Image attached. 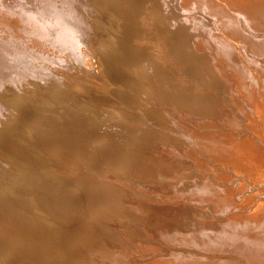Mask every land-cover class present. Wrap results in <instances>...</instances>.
Segmentation results:
<instances>
[{
	"label": "bare ground",
	"instance_id": "bare-ground-1",
	"mask_svg": "<svg viewBox=\"0 0 264 264\" xmlns=\"http://www.w3.org/2000/svg\"><path fill=\"white\" fill-rule=\"evenodd\" d=\"M144 8L149 9V13L153 12L158 22L168 28L171 45L200 79L193 81L174 76L156 52L150 54L151 64L145 69L141 67L137 55L146 47L141 43L128 45L122 41L126 38L133 41L142 38ZM114 19L122 20V31L121 27L116 26L123 33V37L119 35L122 41L111 37L117 42L112 44V39L109 47L101 48L102 51L99 47L100 53L96 52L97 57L98 54L102 55L100 59L105 70L102 72L109 75L108 80H111H101L103 74L102 78L100 74V78L95 74L98 65L96 57V67L90 61L94 70H91L94 67L88 68L90 63L85 59L87 70L84 66L82 70L88 71L84 73L88 74V78L84 81L98 91H92V96L82 94L85 92L84 83L83 89H79L82 92L76 88L78 92L73 93L76 96L72 94L75 97L72 98L81 107L82 99L89 100L90 109L86 111L88 120L94 117L101 122L99 116L100 120L95 115L103 111L104 114H101L106 116L100 117L113 121L125 133V137L120 134V138H123L115 143L116 148H121L118 156L116 154L117 159L107 150L105 156H111L109 159L112 164H106L107 159L105 164L110 168L111 165L116 166L123 173L131 172V177L138 174V181L142 177L147 183L140 182L135 187L132 180L127 179L130 176H117L113 171L115 167L112 170L113 182H94L89 179L90 173L86 175L87 172L81 176L67 175L68 181L64 179L65 182L60 178L63 183H71L70 186L64 184L67 190L62 189L65 191L58 193L60 197L58 194L55 196L61 198L60 202H53L54 199L51 208L45 205L47 213L43 210L49 217L53 215L51 218L54 217L56 222L52 218L54 222L50 223L48 220L51 218L47 220L45 214V219L39 215L37 230L33 225L37 219L34 221L33 218V224L30 222L32 217L22 219L19 223L17 214H14L19 220H16L19 223L16 225L14 215L13 218L7 217L8 212L0 210V254L1 248L5 251L4 248H7L9 259L11 254L16 262L22 264H264V0H0V82L7 83L9 89L13 87V93L9 96L11 91L3 89L5 85L1 86L0 112L6 100L16 105L18 113H22L19 115L20 121L33 128L31 132L27 130L29 134H25V148L19 144L22 151H14L4 142L0 143V151L9 158L10 155L14 157L16 164H29L25 166L30 172L25 171V166L23 169L18 166L22 182H19L20 190L15 191L19 194L28 193L25 200L33 209L38 205V199L30 195L29 191L40 179L44 183L45 176H50L40 175L41 172L37 173L40 176L36 175L34 168L38 169L40 163L34 161L36 156L34 159L22 158L23 155L33 156L27 140L33 143L35 139L38 142L37 136L47 142L50 140L48 136L52 129L46 127L47 130H43L42 124H39L42 114L38 116L36 111H32L33 107L36 108L34 110L39 105L52 109L53 113H49L58 116L62 125H67L69 135L77 137L86 134H80L86 128L75 131L71 127V111L64 103L66 97H63L64 78L60 77L62 74L56 67L64 61V52L75 60L86 54H83L86 52L84 50H88L87 46L89 48L88 44L91 43L89 39L92 38L89 34L93 33L88 34L86 26L96 27L97 30L105 26L104 30L108 27L109 32L110 29L116 30L112 28ZM16 32L20 35L16 36ZM101 33L107 34L103 30ZM24 34L27 35V42L24 40L26 37L23 38ZM87 39L90 43H87ZM87 55L89 57L90 53L87 52ZM82 60L78 68L84 65L82 63L79 67ZM69 62L67 64H73ZM77 63L74 66L77 67ZM75 71L80 73V69ZM76 72H66L69 76L64 74L66 79H71L74 88L79 83ZM25 77L31 79L26 80ZM34 78L45 81L42 82L44 86H38V82L36 85ZM24 80L29 85L33 83L29 91L15 88ZM188 81L192 82L190 91L186 89ZM116 82L119 84L116 85ZM110 83L114 85L104 87ZM20 102H24L29 110L18 104ZM5 115H2L4 119ZM49 118L45 120L50 124ZM220 120H224L225 124L222 125V121V126L217 124ZM0 131L5 135L10 134V130L1 127ZM4 134L0 133L2 137ZM68 134L65 133L64 137ZM64 137H56L58 143H54L63 153L62 156L66 157L63 159L75 162L77 157L83 155L81 159L85 156L83 160L89 159L86 163H96L93 162L95 157L90 158L93 150L89 152L80 143L74 144ZM12 139L9 138L14 143ZM15 144H18L17 140ZM110 144L109 148L112 147ZM167 148L172 149V153L175 151L174 160L169 159L168 154L166 157L163 154V158L169 161L162 160L160 152ZM98 164L104 165L99 161ZM183 166L185 169L182 170ZM147 173L159 174L160 177L142 176ZM163 175L168 179L162 178ZM47 181L52 185L50 180ZM54 185L57 187L58 184ZM7 199H4L5 207L9 204L17 206L19 200L13 204L12 197L13 201ZM18 203L20 208L21 201ZM23 209L32 216L28 208H22V212ZM77 210L81 211L84 219H79L77 225L70 229L67 221ZM17 252L20 254L14 257ZM33 252L40 256L32 262L30 256L29 262L25 256L31 253L33 257ZM41 259H44L42 263ZM8 262L0 257V264Z\"/></svg>",
	"mask_w": 264,
	"mask_h": 264
},
{
	"label": "rangeland",
	"instance_id": "rangeland-1",
	"mask_svg": "<svg viewBox=\"0 0 264 264\" xmlns=\"http://www.w3.org/2000/svg\"><path fill=\"white\" fill-rule=\"evenodd\" d=\"M146 10V11H145ZM147 11H148V13H147ZM142 19H144L143 21H144V23H143V25H144V30H143V32H144V34L142 35V38H140V40L139 39H136L135 41H133V40H129L128 38H126V40H124V41H122V40H120V39H122V35L121 34H123V33H121V31H122V27H123V25H122V20L121 19H118L117 21L115 20H113L114 22H113V24H114V26L112 27V28H116V30L118 29V28H120V32L117 30H113V29H110L109 30V32L107 31L108 30V27L104 30V27L105 26H103L101 29L104 31V32H107V34L109 35V39H107L108 38V36H107V34L106 33H101L102 32V30L100 29V28H98V30H97V28L96 27H92V26H86L87 27V29H88V27H89V29L91 28L92 30H90L89 31V29L87 30L85 27V30H86V32L89 34V33H92V34H89L92 38H90V36H88V39H89V41H91V43L88 41V39H87V43H90V44H88L89 45V48H88V46H87V49L88 50H84V51H86V52H84L83 54H85V55H82V58H81V56H79V58L78 57H76V60H75V58H71L70 57V55H68L66 52H64L63 54H64V61L62 60L60 63H59V65H57V67H56V69L62 74V76L64 75V74H66L67 76H69L66 72H68L69 74H71V73H73V72H76L75 70H79L80 69V73H78L79 71H77L76 73H78L77 74V76L79 77L78 78V81H79V83H77V85H76V87L74 88V86L75 85H72V83H71V79H66L67 78V76L66 75H64L63 77L62 76H60L61 78H64L63 79V94H64V98L65 99H67V100H65V104L68 106V108H70V114H71V117L72 118H70L69 117V119L71 120V122L73 123V126H71L72 128H73V130H82L83 128H86V129H83L82 131H81V133L80 134H82L83 132H85L86 134H82L84 137H82V135H78L77 137H74V136H71V135H69L67 132L69 131L67 128V125L66 124H64V125H66L65 126V128H64V125H62L63 124V122L61 121V119H58L59 117L58 116H55L54 117V115L52 116V114H50V113H53L52 112V109H49L47 106H45V107H42V109H41V107H40V105H39V108H38V105H36L37 106V110H34V109H36V108H32V111H36L35 113L38 115V116H40L41 114L43 115V113H44V115L42 116H40V118L42 119V120H40L39 121V124L41 125L42 124V126H43V130H49L50 128L52 129H50L51 131H50V133H49V136L48 137H50V140H49V142H47V140L45 139V140H42V139H40L38 136H37V140H40V141H36L35 139V141L33 140V143L31 142L32 140H27V143L30 145V148H32L31 149V152H32V157L30 156V155H23L22 156V158H28V159H34L35 158V156H36V158L34 159V161H36V162H40L38 165H37V168L38 169H40V170H38V169H36V168H34L35 169V173H36V175H38L40 172V175L41 174H48V175H50V176H48V177H46L45 176V179H44V177H42L43 179H44V183H46L45 185H43L44 183H42L43 181H41V179L39 180L40 182L35 186V187H33L30 191H29V194L30 195H34V198H35V196H36V198L35 199H38V205L35 207L36 209H39L40 211H41V213L42 214H40L39 212V210L38 211H33V209H35V208H33L32 209V207L30 206V204L29 203H27L26 202V200L25 199H27V197L26 196H28V193H26V194H19V192H16V191H19L20 190V187H19V182H22V179H20V178H22V175H21V169H23L24 168V166L25 165H29V164H27V163H23L24 164V166H22V164L20 165H18V164H16L17 162H16V160L14 159V157H12L11 155H10V158H11V160H12V162H11V160H10V158L9 157H7L2 151H0V182L2 181V182H4V183H0V189H2V190H0V198H1V200L4 202V199L6 200L7 198H10V200L11 201H13V199H14V201H13V204H16L17 203V206H15V205H8V200L9 199H7V205H8V207H5V202L4 203H2V201L0 200V204H1V208L2 209H0L1 211L3 210V212L5 213V210H6V212H8V213H6V216L7 217H12L14 214L16 215L17 214V219H19V220H17L16 218H15V215L12 217L13 219H14V223L16 224V225H18L20 222H21V220L23 219V220H25V219H27V218H31L32 217V219L30 220V222L33 224L34 223V221H35V219H37L36 220V223L35 224H33L34 225V228H36L37 230H38V223H39V221H38V218H37V216H41V215H43V218L45 219V217H46V219L48 220V218H51V216H53V215H51L50 214V217H49V215H47V214H45V212L47 213V211H45L47 208V206H48V208H51V202L53 201V202H57V201H59L60 202V199L61 198H59L60 197V195L58 194L60 191H65V190H67L66 188H64V187H67V185L69 184V186H70V184L71 183H68L67 184V182L66 183H63L62 181H64V179H65V181H68V179L66 180V177L65 176H67V175H70V177L72 176H74V175H79V176H81L83 173L85 174L86 172H87V174L86 175H89L88 173H90V177H89V179H93L94 180V182L95 181H111V182H113V177H112V170H113V168L115 167V169L113 170L115 173H116V175L117 174H119V175H127L125 178H127L128 176H130V177H128L127 179H128V181H131V183L133 184V186H135V187H138V183H140V182H142V183H140V184H145V182L146 181H144L143 179H142V177L139 179V181H138V179L137 178H139V175L137 174L136 176H135V174L133 175V173H132V175L133 176H135L136 178L134 179V177L132 176L131 177V172H130V174L129 173H127V172H124L123 173V171L121 170H119V168H118V170H117V167L116 166H113V165H111V168L108 166V165H106V164H112L111 163V161H110V159H111V156H105V153H106V151L108 150H110V152L112 153V157L113 158H115V159H117V156H118V152L120 151V146L118 147L119 148V150H118V148H116V145L117 144H115L116 143V141H119V140H121L123 137H125V135L123 136V134H125V133H123L122 132V130L117 126V125H115V123L113 122V121H107V119H102V117H100V115L101 116H103L102 114H104V113H100V112H98L97 113V115H95V116H97V118H98V116H99V118L101 119H99L101 122H99L96 118H94L93 117V119H96L95 121L93 120V119H91L90 120V118H89V120H88V113L86 112L87 110H89L90 108V106H88L89 104H88V101L89 100H85V99H82L83 101H81V103H80V105H82L83 107H81V106H79L77 103V101L75 100V99H73V98H75V97H73V96H76V95H74V94H76V91H77V89L76 88H78V91H79V89L81 90V89H85V90H83V91H85V92H82V91H79V92H82V94H90V96H92V94H94V92L92 93V91H98L97 89H94L93 87H92V85H90V83L89 82H87L86 80L84 81V79H87L88 78V76H86V75H88V74H84V73H87V72H85L86 70H87V66L84 64L85 62H84V60L85 59H88V62L90 63L89 64V66H88V68L90 69V67L91 68H93L96 64H98V65H96L97 66V69H95V67L93 68V69H91V70H94L95 71V74H103V78H102V75H101V80H108V77H110L109 75H107L106 76V73L105 72H102V71H105L104 70V68H103V64H102V62H101V57H102V55L101 54H98L99 55V57H97V53H100V51L99 50H103V49H101V48H103V47H109V44H111V42H112V39H114L115 37V39H117L118 41H122V42H124V43H126V44H128V45H131V44H134V43H136V44H140V45H142V46H144V47H146V48H144V51L142 52V53H140L139 55H137L138 56V59H139V63H140V65H141V67L142 68H147V66L148 65H150L151 64V58H150V54H154L155 52H156V54H157V56L160 58V59H164L163 60V62H164V64L166 65V66H168V67H170V70H171V73L174 75V76H178V77H181V78H183V77H186V78H188L189 80H198V79H200L198 76L199 75H197L196 73H194L193 71H192V69L190 68V64L187 62V61H184L183 59V57L180 55V54H178L175 50H177L175 47H173L171 44H172V40H171V36H170V33H169V30H168V28H166L163 24H161V23H159L158 22V20H157V17L154 15V13L153 12H151L150 11V13H149V9H146V8H144V10H142ZM95 22V21H94ZM115 23H116V25H115ZM118 23V24H117ZM120 24V25H119ZM118 28H117V27ZM1 28H2V26H0ZM79 28V27H78ZM95 29H96V31H95ZM101 31H100V30ZM112 31V32H111ZM114 31H116V32H114ZM96 32H98V34H95ZM100 32V33H99ZM17 33V32H16ZM15 33V35L17 36V35H20V33L18 34H16ZM111 33V34H110ZM113 33H115V34H113ZM119 33V34H118ZM5 35H6V33H4ZM105 34V35H104ZM117 34V35H116ZM9 35H11V34H9ZM8 34H7V36H9ZM13 35H14V33H13ZM95 35H98V36H96V38H95ZM111 35H113V36H111ZM119 35H121V36H119ZM103 36V37H102ZM105 36H107V37H105ZM115 36V37H114ZM24 37H26V39L24 38ZM111 37H114V38H111ZM119 37V38H118ZM10 38V37H9ZM23 38H24V40L27 42V35H25L24 34V36H23ZM96 40H95V39ZM103 38V39H102ZM110 39H111V41H110ZM115 39L113 40V42H112V44H114V42H117V41H115ZM129 42H128V41ZM138 40L139 41H141V42H138ZM171 40V41H170ZM24 41V42H25ZM92 41H93V44H92ZM94 41H96V42H94ZM107 41V42H106ZM131 41H133V43L131 42ZM145 41V42H144ZM102 42H104V43H102ZM145 44H143V43ZM94 43H95V45H94ZM131 43V44H130ZM104 44H105V46H104ZM90 46L92 47V49H90ZM100 47V48H99ZM97 48V49H96ZM98 48H99V50H98ZM89 50H91V52L89 51ZM94 52H93V51ZM98 50V51H97ZM87 52H88V54L90 53V55L91 56H93L92 58H91V56L89 55V57H88V55H87ZM97 52V53H96ZM93 53L95 54V55H93ZM81 55V54H80ZM87 55V56H86ZM101 55V56H100ZM67 57V58H66ZM73 57V56H72ZM97 58L98 60H94V58ZM166 59H165V58ZM70 58V59H69ZM70 61V60H72V61H68V60ZM82 60V62H80V65H79V67L82 65V63L84 64V65H82V67L81 68H78V64H79V61H81ZM90 59H92V60H90ZM99 59H100V61H99ZM66 60V61H65ZM73 60H75V61H73ZM69 63H73V64H67L68 62ZM90 61H93V64H94V66L92 67V65L93 64H91L92 62H90ZM94 61L95 62H97L96 64L94 63ZM65 62V64L67 65H65V67L62 65L63 63ZM78 62V63H77ZM99 62V63H98ZM77 63V67L76 66H74L75 64ZM61 65V66H60ZM68 65L70 66V68L72 69V70H69L70 68L68 67ZM83 66L85 67L84 69H86L85 71H83L84 69H83ZM60 67H62V68H60ZM66 67H68L67 69H66ZM74 69H73V68ZM76 67V68H75ZM101 69H100V68ZM58 68H60V70L58 69ZM63 71H62V70ZM83 69V70H82ZM65 70V71H64ZM96 70H97V73H96ZM99 70H101L100 72H99ZM58 72V73H59ZM63 72V73H62ZM83 72V73H82ZM93 73V72H92ZM100 75H98L99 76V78H100ZM66 76V77H65ZM97 76V77H98ZM57 77V76H56ZM85 77V78H84ZM27 78H29V77H25L24 79H26L27 80ZM29 79H31V78H29ZM35 79V81H33L35 84L38 82V86H44V83H45V81H43L41 78H34ZM81 79V80H80ZM184 79V78H183ZM26 80H24V81H22V84L20 83V84H18L15 88L17 89V88H20V89H23V88H25L24 90H26V91H29L28 89H31L33 86H32V84H27L26 83ZM59 80H61V79H59ZM100 80V81H101ZM111 79H109L108 81H110ZM1 81V80H0ZM65 81V82H64ZM84 81V82H83ZM40 82V83H39ZM42 82H44V83H42ZM69 82V84L67 85V83ZM80 82H81V84H80ZM102 82V81H101ZM111 82H113V81H111ZM4 83V82H3ZM66 83V84H65ZM84 83H86V85H84L83 86V84ZM88 83V84H87ZM190 83L192 84V82H190V81H188V83H187V86H188V88H186L187 90H189L190 91ZM0 88H1V86L2 85H5V86H3L2 88L3 89H6L7 88V83H5V84H2L1 82H0ZM79 84L81 85V87L79 86ZM109 84V83H108ZM108 84H105V86L104 87H111V86H113L114 85V83H112L113 85H111V83H110V85H108ZM116 85L117 84H119L118 82H116L115 83ZM37 85V84H36ZM71 85V86H70ZM89 85V86H88ZM10 86V85H9ZM8 86V87H9ZM26 86V87H25ZM65 86V87H64ZM70 86V87H69ZM73 86V87H72ZM82 86H83V88H82ZM86 86H88V87H86ZM92 87V89L89 91V89ZM80 87V88H79ZM2 88H1V90H0V92H2L3 90H2ZM43 88V87H42ZM66 88H68V89H66ZM71 88H73V89H71ZM88 88V89H87ZM7 90L8 91H11V93L9 94V96H11L12 95V93H13V87H11L10 89L9 88H7ZM69 90V91H68ZM74 90V91H73ZM89 92V93H86L87 91ZM65 91V92H64ZM67 91H68V93H67ZM77 91V92H78ZM223 91V90H222ZM91 92V93H90ZM74 93V94H73ZM26 94L27 95H29L30 94V92H26ZM66 94V95H65ZM72 94H73V96H72ZM70 95V96H69ZM85 95V96H86ZM8 96V97H9ZM71 97V98H70ZM73 97V98H72ZM7 98V97H6ZM69 99H70V102H69ZM75 100V102L74 101H72V100ZM91 99H94V98H91ZM90 99V100H91ZM6 101V100H5ZM3 102V109H4V107L6 108V109H4L5 111L3 112V109H2V111L1 112H3V114H1L0 115V127L1 128H3V129H7V130H10L9 132H10V134L9 133H7L6 135L4 134V132L3 131H0V133H1V135L2 134H4L5 136L4 137H2L1 135H0V137L1 138H3V139H1L0 138V143H5V145L7 146V147H10L12 150H14V151H22L23 150V148H20L19 146V144H22L23 145V147L25 148V142H24V140L26 139L25 138V136L27 135V134H29V132H31V130H33V128L32 127H30V126H28L27 124H26V122L24 123V122H22V121H20V119H19V115L21 116L22 115V113L20 114V112L18 113V110L15 108V106L16 105H13V104H11L10 102ZM66 101L68 102V103H66ZM85 102V103H84ZM10 103V104H9ZM69 103H71V104H69ZM87 103V104H86ZM5 104H6V106H5ZM18 104H20V105H22L23 107H28V106H26V105H24V102H20V103H18ZM74 104H76V105H74ZM86 104V105H85ZM12 105V106H11ZM70 105H72V106H70ZM88 106V108H86L85 106ZM14 106V107H13ZM9 107H12V108H9ZM73 107V108H72ZM14 108V109H13ZM44 108H46V109H44ZM83 108V109H82ZM86 108V109H85ZM10 109V110H9ZM29 110V107L28 108H26L25 110L26 111H28ZM44 109V111L46 112H44V111H42ZM49 109V110H48ZM74 109V110H73ZM12 110V111H11ZM16 111V113L18 114V115H16V113H15V111ZM39 110H41V111H39ZM47 110H48V113H47ZM30 111H31V107H30ZM29 111V112H30ZM49 111H51L50 113H49ZM0 112V113H1ZM12 112V113H11ZM40 112H42V113H40ZM78 112V113H77ZM85 112V113H84ZM10 113V114H9ZM72 113H73V115H72ZM6 114V115H5ZM13 114V115H12ZM47 114H50L48 117H50L49 118V122H51L50 124L45 120V118H48L47 117ZM81 114V115H80ZM2 115H3V117H4V115H5V119H6V121H5V119L2 117ZM9 115H11L12 117L13 116H15V119H14V117H13V119H11L12 117H10ZM7 116V117H6ZM16 116H17V118H16ZM23 116H24V114H23ZM46 116V117H45ZM54 118H52V117ZM84 116V117H83ZM106 116V115H105ZM105 116H103V117H105ZM2 117V118H1ZM26 117V116H25ZM24 117V118H25ZM44 119H43V118ZM86 117V118H85ZM57 118V121L55 120ZM84 118H85V120H84ZM19 119V120H18ZM52 119V120H51ZM1 120H2V122H1ZM43 120L45 121V122H43ZM73 120V121H72ZM79 120V121H78ZM82 120V121H81ZM87 120H88V124L89 125H87L86 123H87ZM10 121H12V122H10ZM14 121H16V122H14ZM18 121V122H17ZM20 121V122H19ZM60 121H61V123H60ZM78 121V122H77ZM81 121V122H80ZM85 121V122H84ZM223 122V124H222V122ZM90 122H91V124H90ZM111 122V123H110ZM2 123V124H1ZM53 123V124H52ZM58 123H60L59 125H57ZM83 123H85V125H82ZM49 124V125H48ZM52 124V125H51ZM57 125L56 127H55V125ZM76 124V125H75ZM217 124H219V125H224L225 123H224V120H220ZM2 125V126H1ZM12 125V126H11ZM75 125V126H74ZM81 126L82 125V127H78V126ZM221 125V126H222ZM51 126V127H50ZM88 126V127H87ZM91 126V127H90ZM109 126V127H108ZM114 128H113V127ZM14 127V128H13ZM45 127V128H44ZM46 127H47V129H46ZM78 127V128H77ZM105 127V128H104ZM116 127V128H115ZM30 128H32V129H30ZM80 128H82V129H80ZM110 128V129H109ZM119 128V129H118ZM19 129V130H18ZM103 129V130H102ZM112 129L114 130V131H112ZM119 130V131H117V130ZM29 132H28V131ZM60 130V131H59ZM67 130V131H66ZM92 130H94V131H92ZM111 130V131H110ZM53 131L54 132H56V134L55 133H53ZM88 131V132H87ZM91 131V132H90ZM107 131H109V133L107 132ZM103 132V133H102ZM110 132L112 133V134H110ZM115 134H114V133ZM18 133H20V134H18ZM68 134V136L67 135H65L66 137H64V134ZM106 133V134H105ZM119 135H117V134ZM9 134V135H8ZM26 134V135H25ZM58 134V135H57ZM108 134V135H107ZM120 134H122L121 136H123L122 138H120L121 136H120ZM11 135V136H10ZM15 135V136H14ZM104 135V136H103ZM112 135V136H111ZM10 136V137H9ZM18 136V137H17ZM59 139V138H68V139H66V140H69L70 142H72V143H74V144H78V143H80L81 145H83V147H85L86 149H87V151H91V150H93V152L94 153H97V154H92V151H91V153H90V158H92V159H94L93 157H95L96 159H94L93 160V162H96L95 164L93 163V162H91V164L93 163V165H90V164H88V163H86L87 161L86 160H89V159H85V160H83L84 158H86V156L83 158V159H81L82 157H83V155H82V157L81 156H79V157H77V158H79V159H77L76 158V160L77 161H79V162H77L76 160H75V162H73V161H67V160H65L66 159V157L63 155L62 156V152L59 150V149H57L55 146H54V143H55V141L58 143V139L56 138V137ZM59 136V137H58ZM63 136V137H62ZM70 136V137H69ZM109 136V137H108ZM114 136V137H113ZM118 138H117V137ZM10 138V140H13L12 138H14V143L12 142V141H10L9 140V138ZM12 137V138H11ZM74 137V139H72ZM79 137L81 138V139H79ZM113 137V138H112ZM20 138H22V139H20ZM24 138V139H23ZM71 138V139H70ZM108 138V139H107ZM111 138V139H110ZM65 139H63V140H65ZM78 139V140H77ZM95 139V140H94ZM118 139V140H117ZM2 140V141H1ZM4 140V141H3ZM7 140H8V142H7ZM16 140H17V143L18 144H15L16 143ZM42 140V141H41ZM74 140H76V141H73ZM81 142H80V141ZM110 140V141H109ZM19 141H20V143H19ZM26 141V140H25ZM45 141V142H44ZM112 141V142H111ZM24 142V143H23ZM31 142V143H30ZM34 142H35V144H36V146H35V144H34ZM105 144H104V143ZM3 143V144H4ZM52 143V144H51ZM106 143H108V144H106ZM111 143V144H110ZM13 144V145H12ZM48 144H49V146H48ZM109 144H110V146H112V147H110L109 148ZM9 145V146H8ZM14 145H15V147H14ZM16 146L18 147V148H16ZM32 146V147H31ZM53 146V147H52ZM91 146H93V147H91ZM91 147V148H90ZM104 147H106V149L104 148ZM115 147V149L113 150L112 148H114ZM20 148V149H19ZM96 149V152H95V149ZM101 148V149H100ZM41 151H40V150ZM54 149V150H53ZM90 149V150H89ZM105 149V150H104ZM116 149H117V151H116ZM33 150V151H32ZM51 150V151H50ZM112 150H113V152H112ZM166 150H169V151H167V153H166ZM60 151V152H59ZM104 151V152H103ZM116 153H115V152ZM171 151V152H170ZM55 152V153H54ZM88 152V153H89ZM34 153V154H33ZM115 153V154H114ZM175 153V151L173 150V153H172V149H170V148H167V149H162V151L160 152V154H164L165 155V157H166V154H168L167 155V157L169 158V159H171V160H174L175 158H176V153ZM7 154V153H6ZM45 156H44V155ZM116 154H117V156H116ZM159 154V155H160ZM92 155H96L97 157H98V155H99V157L97 158L96 156H92ZM103 155V156H102ZM162 155H160L161 156V158H162V160L163 161H169V159H167V158H163L164 157V155L162 156ZM171 156V158H170V156ZM173 155V156H172ZM57 156V157H56ZM89 156V155H88ZM105 156V157H104ZM114 156H116V157H114ZM63 157H65V159H63ZM109 157H110V159H109ZM174 157V158H173ZM45 158V159H44ZM102 159V160H101ZM104 159V160H103ZM107 159V160H106ZM108 159H109V161H108ZM167 159V160H166ZM39 160V161H38ZM46 160V161H45ZM96 160V161H95ZM107 161V163H106V161ZM178 161H179V159H177ZM176 160V161H177ZM82 161V162H81ZM98 161H99V163L101 164H104V165H99L98 164ZM66 162V163H65ZM72 162V163H71ZM104 162V163H103ZM51 163H53V164H51ZM106 163V164H105ZM16 164V165H15ZM70 164H72V165H70ZM39 165H43V166H39ZM63 165V166H62ZM95 165H97L96 167H95ZM99 165V166H98ZM21 167V169L19 168V167ZM69 166V167H68ZM108 166V167H107ZM113 166V167H112ZM81 167V168H80ZM181 167H182V165H181ZM102 168V169H101ZM187 168V167H186ZM18 169V170H17ZM20 169V170H19ZM25 169H27V170H25V171H28V172H30V169L27 167L26 168V166H25ZM33 169V168H32ZM33 169V170H34ZM63 169H66V170H63ZM68 169V170H67ZM104 169V170H103ZM108 169V170H107ZM183 169H185L184 168V166H183V168H182V170ZM102 170V171H101ZM116 170V171H115ZM205 170V169H204ZM20 171V172H19ZM50 171H52V172H50ZM55 171V173H53ZM68 171V172H67ZM91 171V172H90ZM99 171H101L102 173H100ZM110 171V172H109ZM19 174H18V173ZM43 172V173H42ZM46 172V173H45ZM72 172V173H71ZM117 172H121V173H117ZM31 173H33L32 172V170H31ZM38 173V174H37ZM50 173V174H49ZM52 173V174H51ZM60 173V174H59ZM67 173V174H66ZM69 173V174H68ZM115 173H113V174H115ZM18 174V175H17ZM95 175V176H93V175ZM40 175H38V176H40ZM59 175V176H58ZM140 175H142V174H140ZM151 175V174H150ZM150 175H148V173L145 175H142V176H145V178H147V177H149ZM153 175H156V174H152L151 176H153ZM104 176V177H103ZM105 176H107L106 178H105ZM115 176V175H114ZM118 176V175H117ZM165 175H163V177L162 178H166V179H168V177L167 176H165ZM20 177V178H19ZM62 177H64V178H62ZM157 178V177H160L159 176V174L158 175H156V176H153V178ZM15 178V179H14ZM62 179V181H61V179ZM103 178H105V179H103ZM109 178H111V179H109ZM132 178V179H131ZM144 178V177H143ZM150 178V177H149ZM152 178V177H151ZM42 179V180H43ZM47 179L48 180H50L51 182H52V185L50 184V183H47L48 181H47ZM52 179V180H51ZM97 179H99V180H97ZM101 179H103V180H101ZM133 179H134V181H135V183H133ZM136 179H137V181H136ZM158 179V178H157ZM10 180V181H9ZM19 180V181H18ZM141 180V181H140ZM17 181V182H16ZM49 181V182H50ZM56 182L58 185H57V187H56V185H54V184H56V183H54L53 184V182ZM64 181V182H65ZM144 181V182H143ZM8 182H9V185H8ZM61 182V183H60ZM137 182V183H136ZM7 183V184H6ZM16 185H15V184ZM147 183V182H146ZM5 184H6V186H5ZM18 184V185H17ZM49 185V186H46V185ZM62 186H61V185ZM64 184H67L66 186L64 185ZM139 184V187L141 186ZM12 185V186H11ZM13 185H14V187H13ZM51 185V186H50ZM5 186V187H4ZM16 187V188H15ZM46 187V188H45ZM61 187H63V188H61ZM10 188H12V189H10ZM15 188V189H14ZM43 188V189H42ZM60 188V189H59ZM34 189V190H33ZM62 189H65V190H62ZM11 190V191H10ZM16 190V191H15ZM33 190V191H32ZM39 190V191H38ZM13 191H14V193H13ZM41 191V192H40ZM7 192V193H6ZM9 192V193H8ZM43 192H44V194H43ZM11 193V194H10ZM37 193H39V194H37ZM56 194H58V198H56L57 197V195ZM8 195V197L6 198V196ZM25 195V196H24ZM4 197V199H2V197ZM13 198V199H11V197ZM19 196H22V197H19ZM47 196V197H46ZM56 196V197H55ZM25 197V198H24ZM45 197V198H44ZM49 197V198H48ZM21 198H23V200L21 199ZM44 199V200H43ZM47 199H48V201H47ZM18 201V202H20L21 201V203H20V208H19V206H18V202H16V201ZM46 201V202H45ZM10 202V201H9ZM14 202H16V203H14ZM24 202V203H23ZM48 203V204H45V203ZM10 203H12V202H10ZM25 203H27V205H29V206H27ZM4 204V205H3ZM22 204H23V207H22ZM3 205V206H2ZM6 205V206H7ZM45 205H47L46 207H45ZM13 207L12 209L10 208V207ZM50 206V207H49ZM68 206H71L69 203H68ZM38 207H40V208H38ZM22 208H25V210H27V208H28V210L27 211H29V212H31V214H32V216H30V213L29 214H27L28 212H26V211H24V209H23V212H22ZM29 208H30V210H29ZM11 210H12V212H15V210H16V212L15 213H12L11 212ZM19 210V211H18ZM43 210L45 211V212H43ZM49 210V209H48ZM33 212V213H32ZM38 212V213H37ZM48 213H50L49 211H48ZM26 214V216H28V217H22V216H24V215ZM35 214V215H34ZM38 214V215H37ZM46 216H45V215ZM56 214H59L58 212H56ZM30 216V217H29ZM33 216H36V217H33ZM45 216V217H44ZM59 216V215H58ZM83 215H82V213H81V211H79V210H77V212L76 213H73L72 215H71V217L68 219V221H67V227L68 228H70V229H72V228H74L76 225H77V223L79 222V219H81V218H83L84 219V217H82ZM33 218H34V221H33ZM54 220H55V222H56V219L54 218V217H52ZM49 219L48 221L50 222H54L53 221V219ZM19 221V223L17 222V221ZM27 221V220H26ZM28 221H29V219H28ZM50 222V223H51ZM36 225H38V226H36ZM118 229V228H117ZM36 230V231H37ZM119 232H120V230H119ZM129 232V231H128ZM4 249H6V251L5 250H3L2 248H1V254H0V257L2 258V259H5L6 260V262H8V264H17L18 262H16V259L15 258H13V256L10 254L9 256H10V259H9V257H8V253H7V248H4ZM5 252V253H4ZM6 254V256L4 255V254ZM18 254H20V253H16L15 254V256L14 257H16V255H18ZM3 257H2V256ZM21 256H23V255H21ZM29 256V257H28ZM30 256H31V262H32V260H38L37 259V257L38 256H40V254L39 253H37V252H33V257H32V254L31 253H29V255H26L25 257L26 258H28V261H29V258H30ZM48 259H51V257L49 258L48 257ZM8 260V261H7ZM14 260V261H13ZM11 261L12 262H14V263H11ZM23 261H24V258H23ZM44 261V259H41L40 260V262L42 263ZM30 262V261H29ZM33 262H36V261H33ZM24 263V262H23ZM18 264H22V263H18Z\"/></svg>",
	"mask_w": 264,
	"mask_h": 264
}]
</instances>
